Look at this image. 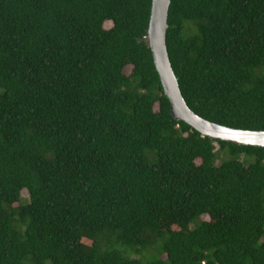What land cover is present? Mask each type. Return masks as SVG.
Returning a JSON list of instances; mask_svg holds the SVG:
<instances>
[{
    "label": "trees",
    "instance_id": "1",
    "mask_svg": "<svg viewBox=\"0 0 264 264\" xmlns=\"http://www.w3.org/2000/svg\"><path fill=\"white\" fill-rule=\"evenodd\" d=\"M150 10L0 0V264H264V148L172 118ZM165 42L188 109L264 132V0H170Z\"/></svg>",
    "mask_w": 264,
    "mask_h": 264
},
{
    "label": "water",
    "instance_id": "2",
    "mask_svg": "<svg viewBox=\"0 0 264 264\" xmlns=\"http://www.w3.org/2000/svg\"><path fill=\"white\" fill-rule=\"evenodd\" d=\"M170 0H151L147 42L173 119L182 121L203 137L239 146L264 148V132H250L221 127L196 116L186 106L171 68L166 50L167 15Z\"/></svg>",
    "mask_w": 264,
    "mask_h": 264
},
{
    "label": "rangeland",
    "instance_id": "3",
    "mask_svg": "<svg viewBox=\"0 0 264 264\" xmlns=\"http://www.w3.org/2000/svg\"><path fill=\"white\" fill-rule=\"evenodd\" d=\"M106 27H109V24H107ZM130 70H131V68L128 67V68H126V69L124 70V73H125L126 75H128V74L130 73ZM22 196L25 198V197L27 196L26 192H23V193H22ZM205 219H206L205 217L202 218V220H205Z\"/></svg>",
    "mask_w": 264,
    "mask_h": 264
}]
</instances>
